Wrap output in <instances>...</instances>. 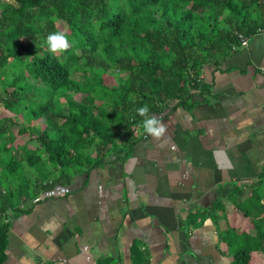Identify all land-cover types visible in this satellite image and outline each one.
<instances>
[{"label": "trees", "instance_id": "obj_1", "mask_svg": "<svg viewBox=\"0 0 264 264\" xmlns=\"http://www.w3.org/2000/svg\"><path fill=\"white\" fill-rule=\"evenodd\" d=\"M10 1L0 3V107L14 115L0 119V264L11 219L31 211L23 205L110 154L128 159L144 119L137 108L159 115L205 93L204 67L239 47L237 34L264 30V0ZM60 22L74 43L57 55L46 41ZM26 168L33 186L17 184ZM244 214L258 234L224 233L233 264L264 252L259 216Z\"/></svg>", "mask_w": 264, "mask_h": 264}, {"label": "crops", "instance_id": "obj_2", "mask_svg": "<svg viewBox=\"0 0 264 264\" xmlns=\"http://www.w3.org/2000/svg\"><path fill=\"white\" fill-rule=\"evenodd\" d=\"M200 82L205 93L153 115L162 137L139 129L125 161L110 154L23 205L5 264H233L224 233L257 237L245 210L264 227V30Z\"/></svg>", "mask_w": 264, "mask_h": 264}, {"label": "clouds", "instance_id": "obj_3", "mask_svg": "<svg viewBox=\"0 0 264 264\" xmlns=\"http://www.w3.org/2000/svg\"><path fill=\"white\" fill-rule=\"evenodd\" d=\"M47 46L53 54L63 53L72 47L73 43L69 40L67 34L63 31L51 33L47 36ZM139 116L144 117L141 122L143 131L153 138L162 137L167 129L163 122L155 116H149L150 108L147 104L136 109ZM211 219L205 220V225H210Z\"/></svg>", "mask_w": 264, "mask_h": 264}, {"label": "rangeland", "instance_id": "obj_4", "mask_svg": "<svg viewBox=\"0 0 264 264\" xmlns=\"http://www.w3.org/2000/svg\"><path fill=\"white\" fill-rule=\"evenodd\" d=\"M0 3L3 4V3H9V4H12V5H15L14 2L10 1V0H0ZM58 27L61 31L65 32V33H68V29L67 27L65 26L64 23H58ZM59 55V54H57ZM20 67H16L14 65H10L9 66V74L12 73V75L14 73H19L20 72ZM11 72V73H10ZM9 74L7 76H9ZM14 117L13 114L9 113L6 109H4L3 107L1 108L0 107V119H3V118H6V117ZM21 123L19 124L20 126H23L24 125V120H20ZM26 123V122H25ZM26 125V124H25ZM19 143H23V138H19ZM19 173H21V171L19 170ZM32 175H35V177H33V179L31 178ZM37 176H36V173L34 170L30 169V168H26V170L24 169L23 170V174L21 173V177L18 179L17 181V184L19 186L23 185V184H26L27 185V182L30 181V186H33L34 184V180H36Z\"/></svg>", "mask_w": 264, "mask_h": 264}, {"label": "built area", "instance_id": "obj_5", "mask_svg": "<svg viewBox=\"0 0 264 264\" xmlns=\"http://www.w3.org/2000/svg\"><path fill=\"white\" fill-rule=\"evenodd\" d=\"M237 36H238V40L240 41V46L239 47L234 46L232 48V51L233 52H237L239 49L246 48L249 45L250 39L247 38L245 35H243V34H237Z\"/></svg>", "mask_w": 264, "mask_h": 264}]
</instances>
